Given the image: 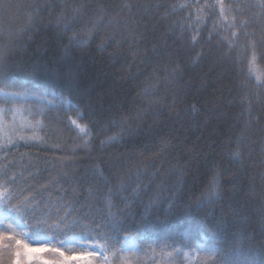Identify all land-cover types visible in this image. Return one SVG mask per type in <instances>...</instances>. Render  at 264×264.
Here are the masks:
<instances>
[{
	"label": "trees",
	"instance_id": "obj_1",
	"mask_svg": "<svg viewBox=\"0 0 264 264\" xmlns=\"http://www.w3.org/2000/svg\"><path fill=\"white\" fill-rule=\"evenodd\" d=\"M262 37L259 0H2L0 185L35 197L25 218L49 236L107 238L112 264H219L198 249L234 240L264 255V60L250 76L242 51Z\"/></svg>",
	"mask_w": 264,
	"mask_h": 264
},
{
	"label": "snow or ice",
	"instance_id": "obj_2",
	"mask_svg": "<svg viewBox=\"0 0 264 264\" xmlns=\"http://www.w3.org/2000/svg\"><path fill=\"white\" fill-rule=\"evenodd\" d=\"M2 5V0H0ZM67 6V5H66ZM7 10L8 6H4ZM85 7L84 4H80L78 8H74V12H78ZM125 7H129L125 5ZM259 7L264 10V0H259ZM224 9L221 7V15H223ZM232 28L236 27L233 22ZM241 28H247L246 22H241ZM71 25L66 23L64 25V31H70ZM249 33L245 32L244 36L249 37ZM232 36L237 37V33L233 32ZM91 39V31L86 39H77L73 36L69 43L75 47L86 46ZM230 46H234V41H230ZM259 49V52L257 51ZM244 59L249 60V74L251 76L252 65H254L257 58L264 60V37L260 40H248L243 48ZM165 71H167L165 69ZM0 83L5 87H11L15 81L12 79V74L7 71H0ZM0 91H3L0 88ZM147 93V90L145 91ZM5 95H8L7 93ZM15 98V95L12 96ZM2 111V110H0ZM70 119V118H69ZM70 123L76 126L83 136L89 135L88 131L81 128L77 124L76 120H71ZM20 140H24L28 143L31 140H40L39 137L33 135L31 137L20 136ZM119 136H111L108 138V143L118 142ZM42 142V141H41ZM13 140L9 137L5 143V147L8 144H12ZM149 148L146 147L145 151ZM240 153H233L235 158H239ZM15 179L11 178L6 181L0 188V207L8 209L3 215H0V264H70L69 258L74 254L75 250H78V258L74 264H112V261L121 259L120 252H114L112 246L105 237H92L90 234H81L69 236L67 232H62L59 236L47 235L43 231V224H32L25 217L27 216L26 206L31 204L35 197H25L23 202L14 203L16 197L12 195L11 189L8 188L9 184H14ZM220 181L219 176L214 175L208 183L207 188L201 193L195 200L197 207L203 206L205 203H211L220 198ZM127 190V189H122ZM111 195V193L109 194ZM109 208L112 207L111 202L108 204ZM150 207H155V204H151ZM14 213V215L12 214ZM219 231L223 229L217 226ZM55 232H60L59 226H55ZM198 238V237H197ZM91 241V242H89ZM50 244L58 245L48 249L49 256L43 255L46 247ZM175 244V242H173ZM39 245V247H34ZM71 246L73 251H69L67 254L62 249H67ZM207 250L211 254L219 257V264H264V255L256 254L251 249L245 251L243 245L240 242L233 241L232 247L222 248L219 245L215 247H209ZM112 254V261L109 260L108 255Z\"/></svg>",
	"mask_w": 264,
	"mask_h": 264
},
{
	"label": "rangeland",
	"instance_id": "obj_3",
	"mask_svg": "<svg viewBox=\"0 0 264 264\" xmlns=\"http://www.w3.org/2000/svg\"><path fill=\"white\" fill-rule=\"evenodd\" d=\"M55 246H58V245H55ZM137 246V243H136V240L135 239H132V238H129L128 240H126L124 242V245H123V248L125 250H130V249H133ZM34 247H39V245H34ZM53 247V244H50L46 247L45 251L49 248ZM65 251V253L67 254L69 251H73V249L71 248V246L67 249H62ZM78 250H75L74 254L69 258L70 262L71 261H75L77 258H78ZM43 254V253H42Z\"/></svg>",
	"mask_w": 264,
	"mask_h": 264
}]
</instances>
